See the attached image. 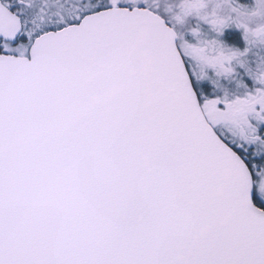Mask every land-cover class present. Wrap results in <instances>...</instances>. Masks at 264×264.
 I'll list each match as a JSON object with an SVG mask.
<instances>
[{"label":"snow or ice","instance_id":"1","mask_svg":"<svg viewBox=\"0 0 264 264\" xmlns=\"http://www.w3.org/2000/svg\"><path fill=\"white\" fill-rule=\"evenodd\" d=\"M0 264H264V0H0Z\"/></svg>","mask_w":264,"mask_h":264}]
</instances>
